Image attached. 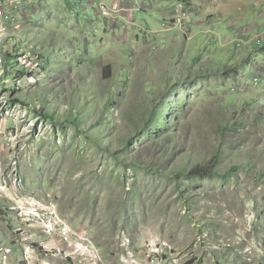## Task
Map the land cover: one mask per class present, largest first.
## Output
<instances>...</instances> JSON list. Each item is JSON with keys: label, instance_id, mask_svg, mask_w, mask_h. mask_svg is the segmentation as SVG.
Instances as JSON below:
<instances>
[{"label": "rangeland", "instance_id": "obj_1", "mask_svg": "<svg viewBox=\"0 0 264 264\" xmlns=\"http://www.w3.org/2000/svg\"><path fill=\"white\" fill-rule=\"evenodd\" d=\"M178 1L3 7L0 264H91L20 219L16 173L99 264H264V0H183V29ZM162 104L169 131L138 137ZM215 156L216 176L183 175Z\"/></svg>", "mask_w": 264, "mask_h": 264}, {"label": "built area", "instance_id": "obj_2", "mask_svg": "<svg viewBox=\"0 0 264 264\" xmlns=\"http://www.w3.org/2000/svg\"><path fill=\"white\" fill-rule=\"evenodd\" d=\"M23 1L25 0H0V24H2L1 20L4 13L3 7H6L7 4H13L15 7V5L23 3ZM178 3L173 15V23L183 29L184 24L190 23L191 19L184 1H178ZM101 12L104 15V13L107 12V8L101 7ZM256 45L263 47L264 42H254V46ZM255 80L259 82V79L255 78ZM262 83H264V80ZM25 124L27 125V123ZM28 125H30L31 128H35L32 122H29ZM37 129L38 128H35V130ZM14 176L12 189L19 194L15 202L17 203L16 209L20 219L24 223L40 229L49 238L69 246L71 251L70 256L81 257L91 262V264L101 263L102 258L100 253L87 233L77 231L72 224L58 212L53 203L42 202L40 199H37L39 197L31 195L19 175L16 173ZM6 188L5 185L0 188L1 196L6 192ZM17 193H15V195H17ZM6 196L8 197L9 195ZM121 240L124 245H128L129 239L124 233L121 234Z\"/></svg>", "mask_w": 264, "mask_h": 264}, {"label": "trees", "instance_id": "obj_3", "mask_svg": "<svg viewBox=\"0 0 264 264\" xmlns=\"http://www.w3.org/2000/svg\"><path fill=\"white\" fill-rule=\"evenodd\" d=\"M180 1H183V0H180ZM52 52H54V51H52ZM33 55L37 56V59L40 61V65H44L43 56L41 54H39V55L33 54ZM6 58L8 59V61H11L12 55H6ZM17 64H18V62H17ZM18 67H19V71H18L19 73H21V70H24V71L27 70V68H25L23 66L22 67L18 66ZM234 71H235V69L230 68L224 74L226 76H228V74H233ZM111 74H112V67L111 66L106 67L104 78H106V79L111 78ZM178 84L179 83L177 82L174 85V89L176 88L175 86H177ZM173 90H171L169 92H172V94L174 95L176 93ZM178 93L179 92H177V94ZM166 100H168V99L165 98L164 101H166ZM14 102L18 103V104H25L22 101L17 100V99ZM173 103H177V101H174ZM161 106H163V104ZM163 108L166 110L164 111ZM168 110H169L168 106L164 105L162 107V109H159L158 106L156 107V105H153L152 110L149 112L148 120L144 122V127L139 131L138 137H142L146 133H149L151 130L152 124L154 125L155 136L159 134L161 127H164V131L160 135H163V134H165V132H168L169 131L168 125L170 124V121H169L170 119L168 120L167 115H166ZM73 122L76 123V121H73ZM225 129H227V127ZM160 135H158V136H160ZM88 138H90V137L88 136ZM128 146L129 145H127L126 147L128 148ZM100 149L105 150L106 153L110 150V148L108 146L104 147L103 145H101ZM113 157L118 160V157L116 155H113ZM218 163H219V156H215L207 165L198 164L197 166H195L191 170L187 171L183 175L186 177V179H193V178L206 179V178L214 177L217 174Z\"/></svg>", "mask_w": 264, "mask_h": 264}, {"label": "crops", "instance_id": "obj_4", "mask_svg": "<svg viewBox=\"0 0 264 264\" xmlns=\"http://www.w3.org/2000/svg\"><path fill=\"white\" fill-rule=\"evenodd\" d=\"M263 229H264V228H263ZM261 230H262V229H261ZM261 230H260V231H261Z\"/></svg>", "mask_w": 264, "mask_h": 264}]
</instances>
